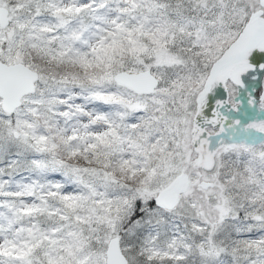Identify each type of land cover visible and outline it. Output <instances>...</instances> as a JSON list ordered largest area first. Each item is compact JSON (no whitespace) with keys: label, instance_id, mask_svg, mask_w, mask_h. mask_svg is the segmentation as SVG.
Returning <instances> with one entry per match:
<instances>
[{"label":"snow or ice","instance_id":"obj_1","mask_svg":"<svg viewBox=\"0 0 264 264\" xmlns=\"http://www.w3.org/2000/svg\"><path fill=\"white\" fill-rule=\"evenodd\" d=\"M0 264H264V0H0Z\"/></svg>","mask_w":264,"mask_h":264}]
</instances>
